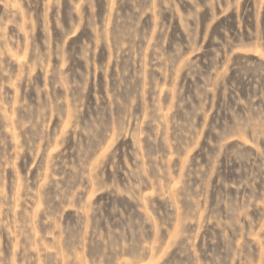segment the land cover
Wrapping results in <instances>:
<instances>
[{
	"label": "rangeland",
	"instance_id": "374dc122",
	"mask_svg": "<svg viewBox=\"0 0 264 264\" xmlns=\"http://www.w3.org/2000/svg\"><path fill=\"white\" fill-rule=\"evenodd\" d=\"M0 264H264V0H0Z\"/></svg>",
	"mask_w": 264,
	"mask_h": 264
}]
</instances>
